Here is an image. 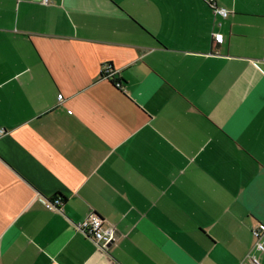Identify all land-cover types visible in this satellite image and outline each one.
<instances>
[{
    "label": "crops",
    "instance_id": "obj_1",
    "mask_svg": "<svg viewBox=\"0 0 264 264\" xmlns=\"http://www.w3.org/2000/svg\"><path fill=\"white\" fill-rule=\"evenodd\" d=\"M0 131V264H264V0H0Z\"/></svg>",
    "mask_w": 264,
    "mask_h": 264
},
{
    "label": "built area",
    "instance_id": "obj_2",
    "mask_svg": "<svg viewBox=\"0 0 264 264\" xmlns=\"http://www.w3.org/2000/svg\"><path fill=\"white\" fill-rule=\"evenodd\" d=\"M216 14H220L223 17H226L229 12L227 9L220 8L216 4H212ZM215 39L221 41L222 35L219 33L215 34ZM107 73H110L112 68L106 67ZM118 87H121V84H116ZM1 132V131H0ZM47 205L51 211L57 212L61 210L63 205L62 199L55 197L53 199L46 200ZM76 229L81 231L93 243L100 249H107V247L117 241L119 237L116 236L114 228L112 225H108L105 221L100 218L95 212L89 213V215L80 223L76 225ZM252 233L255 237L254 249L259 253H264V225H258L252 229ZM248 260L250 264H262L260 254H249Z\"/></svg>",
    "mask_w": 264,
    "mask_h": 264
},
{
    "label": "trees",
    "instance_id": "obj_3",
    "mask_svg": "<svg viewBox=\"0 0 264 264\" xmlns=\"http://www.w3.org/2000/svg\"><path fill=\"white\" fill-rule=\"evenodd\" d=\"M110 68H113L112 65H111ZM54 198H55V197H54ZM60 198L62 199V202L64 203V198H63V197H60Z\"/></svg>",
    "mask_w": 264,
    "mask_h": 264
}]
</instances>
